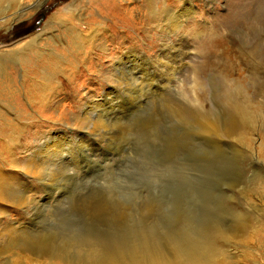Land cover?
<instances>
[{
    "label": "rangeland",
    "instance_id": "obj_1",
    "mask_svg": "<svg viewBox=\"0 0 264 264\" xmlns=\"http://www.w3.org/2000/svg\"><path fill=\"white\" fill-rule=\"evenodd\" d=\"M147 1L48 0L0 31V48L11 46L72 2L83 23L66 19L97 30L82 49L56 47L58 67L33 56L24 73L14 63L0 74L5 200H28L0 201V246L9 229L48 254L25 264L85 254L82 264H264V0H189L196 14L180 26L162 12L180 0ZM91 103L100 109L83 114ZM37 165L42 176L29 172ZM252 230L244 259L222 247Z\"/></svg>",
    "mask_w": 264,
    "mask_h": 264
},
{
    "label": "bare ground",
    "instance_id": "obj_2",
    "mask_svg": "<svg viewBox=\"0 0 264 264\" xmlns=\"http://www.w3.org/2000/svg\"><path fill=\"white\" fill-rule=\"evenodd\" d=\"M47 1L48 0H0V31L1 30L2 31L3 30H6L7 31L8 29H10L9 26L15 24L16 22H19L21 20H24V19H27V18L32 17L33 16V13L36 12L38 10V8H40L44 4H46ZM151 1L152 0H148L147 1V4L149 5ZM180 2L182 3V7L180 9L177 10L175 8L174 9L165 8V10L162 11V12L166 13V17H167L166 19L168 20V22H170V23L172 22V24H178V25L180 24V25H182L183 22H189L190 20L194 19L193 17L196 14V9H195V6H194L193 2H191L189 0H180ZM67 8H68V9H66V10H68V11H66V14H68L67 17H70V18H73L74 17L73 19H76L77 21H79V24L80 23L82 24L83 23L82 22L83 21V19H82L83 15H78V14H75L74 15V13L77 11V9H79V7H77L76 4L74 2H72V3L69 4V6ZM148 8H149V6H148ZM153 10H155V9H153ZM68 12H72V13L69 14ZM54 18H56V17H54V16L53 17H50V19L45 23V25H43L44 27L42 28V30L39 33H37V34H34L32 37H28L25 40L23 39V41H18L16 43L12 44L11 46L8 45L7 47L0 48V71H2L0 73L1 74V77H9L8 73L6 72V69H8L9 66L12 65V64H14V63H18V65H20V68L22 70L21 72L24 73L25 71L23 70L22 65L26 62L25 59H27L29 57H33V56H36V60L38 62L41 61V59H42L43 56H45L46 62L51 63L52 66H57L58 67L59 64H64V63L67 62V57L63 53L62 54L61 53H57L56 47L61 48L63 51H66V52H70V50L73 49L74 47H76L77 50L78 49H82V47H83L82 46L83 37L85 36V38L87 37L89 40H92V38L94 37V35L97 33V30L93 29L92 31L90 30L91 31L90 32V35L86 36V35H84V33H83V31L81 29H79V28L76 27V25L74 24L73 19L68 20V19H66L64 17V18L58 19L57 22H56L54 20ZM158 20H160V19H158ZM178 25H176V26L178 27ZM161 26H163V25H161ZM168 26H166V27H168ZM173 27L175 28V26H173ZM172 30H173V28H172ZM125 63H126V61L119 60L116 63L117 70L120 69V68H118L119 66L121 67V65L122 64H125ZM129 64H130V62H129ZM45 70H42V74H44L46 76L49 73L47 71H45ZM2 74H4V75H2ZM114 92H115V88H111V90L109 91V93H106V95L104 96V98L106 96H109V95H111V98H112V95L115 94ZM111 100L112 101H115L116 98L114 97V99L112 98ZM99 103L98 104L91 103V105H88L87 106L88 109H85V112L83 114H88V113L92 114V111L93 110L97 111L98 110V107L101 104V103L100 104ZM100 107H99V109H100ZM90 110H92V111L89 112ZM90 114H88V115H90ZM214 123L210 122V123H207V125L205 124L206 125L205 126L206 127V130L213 131V132L216 131L217 132L220 127L218 128ZM199 124H198V126H199ZM95 127H96V125H95ZM205 135H207V133ZM45 148L48 149L47 151H45L47 153L51 152V150L53 151V149H54L53 146L52 147H45ZM57 150H60V149H57ZM50 158H51V156H50ZM55 158H57V157H55ZM46 160L48 161V158ZM52 161H55V160H52ZM30 162H29V164H31ZM32 165H34V163ZM40 168H41V166L40 165H37L36 167H33L32 170H30L29 172H30V174L35 175V176L36 175L38 176V174L41 175V173H39L40 172ZM45 168L48 169L47 167H45ZM27 172H28V170H27ZM47 172H49V170ZM38 179H39V177H38ZM8 183H7V179L3 178L2 175L0 174V201H4V202H7V203L9 201H6L5 200V197H6L5 188H6V186H7ZM8 188L10 189V186ZM11 195H13L12 194V191H11ZM14 196H16V195H14ZM10 197H8V198H10ZM27 202H28L27 198H25L23 200H21V198H20V200L18 202H12V201H10L9 203H12L13 206H15V208H16V207H21V206L25 205ZM148 219H149V217H148ZM243 228H245V227H243ZM9 232H11V231L9 229H7L6 230V234L3 235V238L5 236H7L6 237L7 240L1 238V239H3V241L1 242V246L3 247L2 250L5 251V252H3V253L1 252V253L2 254L11 253V254H14L15 255V260H12V257L10 259L11 264H25L27 262L41 263L42 261H44L46 259V257H48V254H44V252L39 251L40 249L38 250V248H37L38 246H36V247H25L24 248L23 246H20L19 244H16V242L14 241L15 239H12V233H9ZM253 234H254L253 230H252V232H249L247 234L244 233L243 231H240V232L235 231L234 233H230L229 232V234H227V236L222 237V239H221L222 240V244H223L222 247L226 249V251H227V253L229 255H232L238 261L241 260V259H244L246 254H245L244 251H242V250L240 251L241 246L239 244L246 243V238L251 237ZM35 245H37V244H35ZM46 246H47V244H46ZM39 247H40V245H39ZM43 247H45V245ZM199 249H200V246L198 248V251H199ZM229 249H231V251H229ZM155 252H158V251H155ZM209 253H211L210 250H209ZM106 254L107 253L105 251L102 252V256L103 257H106L107 256ZM206 254L208 256V253H206ZM83 256L86 257V254L85 255H82V257ZM82 257L81 258L67 259V261L64 264H82V262H81ZM196 261H197V259H196ZM211 263L212 264H224V260L221 261V257H219L217 260L216 259L214 260L212 258V262ZM103 264H113V263L110 262V261H103ZM149 264H160L159 263V259L156 258V257H154L152 255V259H151V262ZM170 264H172V263L170 262ZM259 264H261V263H259Z\"/></svg>",
    "mask_w": 264,
    "mask_h": 264
}]
</instances>
